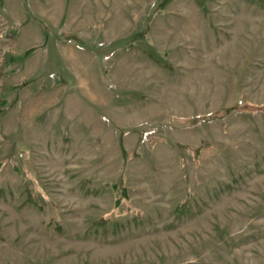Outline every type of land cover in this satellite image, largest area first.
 Returning <instances> with one entry per match:
<instances>
[{
  "label": "rangeland",
  "instance_id": "obj_1",
  "mask_svg": "<svg viewBox=\"0 0 264 264\" xmlns=\"http://www.w3.org/2000/svg\"><path fill=\"white\" fill-rule=\"evenodd\" d=\"M0 264H264V0H0Z\"/></svg>",
  "mask_w": 264,
  "mask_h": 264
}]
</instances>
